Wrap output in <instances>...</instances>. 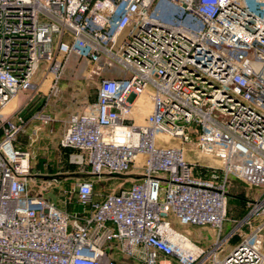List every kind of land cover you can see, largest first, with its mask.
<instances>
[{
  "label": "built area",
  "instance_id": "1",
  "mask_svg": "<svg viewBox=\"0 0 264 264\" xmlns=\"http://www.w3.org/2000/svg\"><path fill=\"white\" fill-rule=\"evenodd\" d=\"M71 53L111 74L60 137L90 174L67 210L30 192L20 137H38L30 120L48 123L31 103ZM145 90L151 109L137 123ZM185 147L218 165L187 159ZM231 176L257 192L222 235ZM95 177L130 180L96 197ZM170 219L216 238L185 262L168 244ZM112 249L134 264H263L264 0H0V264H119Z\"/></svg>",
  "mask_w": 264,
  "mask_h": 264
},
{
  "label": "rangeland",
  "instance_id": "2",
  "mask_svg": "<svg viewBox=\"0 0 264 264\" xmlns=\"http://www.w3.org/2000/svg\"><path fill=\"white\" fill-rule=\"evenodd\" d=\"M163 6H161V13L163 14ZM168 19H172L167 15ZM110 68L102 66L100 73H94L90 70L89 65L84 57H81L75 53L69 54V57L64 62L62 68L57 72V77L49 81L51 86L42 87V90L46 93H40L41 95L31 103L34 106L33 109L40 108L44 105L43 112L50 114V119L48 123L41 124L40 118H35L30 120L27 131L30 133L33 129L38 130V137L29 141L26 136H21L20 140L24 147H27L31 151V169L28 174V187L32 194H37L43 196L45 199L55 202L59 207L70 210L71 208H76L74 193L77 187V183L89 177L90 174L87 173V169L79 167L77 164L70 162L68 150L60 145V137L63 132L64 126L66 125V119L68 113L77 108H82L84 103L91 101L95 98L96 88L102 77L110 75ZM60 90H57L58 88ZM30 94L29 91L19 93L21 98L18 96L10 103L8 107H4V112H10L12 109L17 107L19 104L23 103ZM140 94V93H139ZM138 94V95H139ZM137 95V97H138ZM143 97L145 95L139 96V98L133 101V107L137 109H145V100ZM15 107L11 108L13 103ZM150 102V100H149ZM147 112L142 111V114H147ZM143 117L139 116L137 118V123H142ZM186 157L191 161L204 162L210 165H218L217 161L206 156L202 159L199 153H192L188 147H185ZM130 177H126L125 180L110 179L103 182L101 179L95 177V193L96 197H100L103 193V189H108L110 191H116L121 186H125ZM229 190L232 193L239 194L241 196H254L257 192L256 189L248 187L238 178L231 176V184ZM99 194V195H98ZM248 208L241 204L237 199L228 200L227 204V218L225 224L230 228L235 224V221L239 220L247 212ZM172 226L176 228L180 233H185L190 236L187 228L188 226H183L174 219H170ZM191 228L197 229L194 234L200 235L199 238H191L195 245L201 248V236L204 235L212 237L214 234L216 236L217 230L207 227L192 226ZM229 230H222V235L227 233ZM199 241V243L196 242ZM238 240V236L234 235L228 242L226 249L218 254L222 257L226 252H228L229 247L232 246ZM214 241V239H213ZM196 242V243H195ZM112 253L121 255L127 262L134 264L131 258L121 254L116 253L115 249L111 250ZM162 260H164L162 258ZM160 264H169L166 261H162ZM171 264H184L177 256H173L170 259ZM195 264V263H192Z\"/></svg>",
  "mask_w": 264,
  "mask_h": 264
},
{
  "label": "bare ground",
  "instance_id": "3",
  "mask_svg": "<svg viewBox=\"0 0 264 264\" xmlns=\"http://www.w3.org/2000/svg\"><path fill=\"white\" fill-rule=\"evenodd\" d=\"M50 78H51V74L48 75V78L44 81L42 87L48 86ZM141 95H145L151 101V98H150L151 96H150L149 90L141 91L140 94L138 95V97ZM16 97H17V95H15L9 101V103L6 105V107H8L10 105V103ZM138 97L136 96V98H138ZM136 98H135V100H136ZM6 107H5V109H6ZM200 155H201L202 159L204 157L206 158V155H203V154H200ZM167 238H168V244L171 247V249L174 251V253L176 255H178L179 257H182L185 262L191 261L200 252V249L186 235L180 233L176 229L168 230Z\"/></svg>",
  "mask_w": 264,
  "mask_h": 264
},
{
  "label": "crops",
  "instance_id": "4",
  "mask_svg": "<svg viewBox=\"0 0 264 264\" xmlns=\"http://www.w3.org/2000/svg\"><path fill=\"white\" fill-rule=\"evenodd\" d=\"M61 88L59 87L57 90H60ZM95 97H96V95H95ZM139 98V97H138ZM137 98V99H138ZM95 99V98H94ZM93 99V100H94ZM143 99L145 100V109H137L136 107H133V109H132V116H133V118H134V120H135V122H137V118L139 117V116H142L143 117V119H144V117H145V113H143L142 114V111H144V112H147L148 110H150L151 109V101L149 102V99L147 98V97H143ZM93 100H91V101H93ZM88 102H90V101H87V103ZM87 103H84L83 105H82V108H77V109H73V110H71L69 113H68V115L71 113V112H73V111H77V110H81V109H83L84 107H85V105L87 104ZM15 104H16V102L15 103H13L12 104V106H10L11 108L13 107V105H14V107H15ZM147 110V111H146ZM67 118H68V116H67ZM65 127V126H64ZM192 226H188V228H187V231H188V233H189V235L190 236H188V235H186L185 233H183L184 235H186L190 240H191V238H193V236L194 237H197V238H199L200 237V235H196V234H194L195 233V231L197 230V229H195V228H191ZM200 227H207V228H210V227H208V226H200ZM176 229V228H175ZM223 229L224 230H229V227L226 225V224H224V227H223ZM208 237H206V236H204V235H202L201 236V248H208V247H210L211 246V244H212V242H213V239H215L216 238V236H215V234L212 236V237H210L209 239H207ZM192 241V240H191ZM196 242L197 243H199V241L198 240H196ZM195 242V243H196ZM194 243V242H193ZM230 248H231V246L229 247V250H230ZM110 257L111 258H113L114 260H116L119 264H130L129 262H127V259H125L124 257H122L121 255H118V254H115V253H112V252H110ZM164 260H162V261H166V262H168L169 264H171L170 263V261L169 260H167V259H170V258H163ZM134 263V262H133ZM263 264H264V262H263Z\"/></svg>",
  "mask_w": 264,
  "mask_h": 264
},
{
  "label": "trees",
  "instance_id": "5",
  "mask_svg": "<svg viewBox=\"0 0 264 264\" xmlns=\"http://www.w3.org/2000/svg\"><path fill=\"white\" fill-rule=\"evenodd\" d=\"M66 149H68V148H66ZM68 150H70V149H68ZM232 198L237 199L238 201L241 202L242 205L246 206V200H247V198H248L247 196H241V195H239V194L232 193V192L229 190V198H228V200H230V199H232Z\"/></svg>",
  "mask_w": 264,
  "mask_h": 264
}]
</instances>
